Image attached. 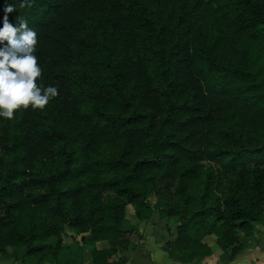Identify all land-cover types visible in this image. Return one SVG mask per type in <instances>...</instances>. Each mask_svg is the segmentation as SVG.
Wrapping results in <instances>:
<instances>
[{
  "label": "trees",
  "instance_id": "16d2710c",
  "mask_svg": "<svg viewBox=\"0 0 264 264\" xmlns=\"http://www.w3.org/2000/svg\"><path fill=\"white\" fill-rule=\"evenodd\" d=\"M5 16L36 31L37 84L59 95L0 117V258L45 263L69 229L91 264H124L154 212L181 264L210 236L234 255L264 219V0H0Z\"/></svg>",
  "mask_w": 264,
  "mask_h": 264
},
{
  "label": "clouds",
  "instance_id": "9594fccd",
  "mask_svg": "<svg viewBox=\"0 0 264 264\" xmlns=\"http://www.w3.org/2000/svg\"><path fill=\"white\" fill-rule=\"evenodd\" d=\"M23 6V3L21 4ZM15 11L14 6L5 10ZM7 42V43H4ZM0 117L11 120L17 110H44L59 95L58 87L37 84L42 81V68L35 54L38 34L26 19L18 18V26L4 17L0 28Z\"/></svg>",
  "mask_w": 264,
  "mask_h": 264
},
{
  "label": "crops",
  "instance_id": "0c3cea01",
  "mask_svg": "<svg viewBox=\"0 0 264 264\" xmlns=\"http://www.w3.org/2000/svg\"><path fill=\"white\" fill-rule=\"evenodd\" d=\"M151 217L144 220L145 227L138 224L143 232V237L136 242L134 248L128 251L124 264H181L177 256L169 255L164 245L167 240L175 236L177 221L172 217L168 219V222L161 219L159 215ZM150 221L152 223L148 225ZM149 230L152 231L149 232ZM263 236L260 238L252 237L244 241V245L232 256L223 251L214 241L209 242L212 252L201 257L196 263L264 264Z\"/></svg>",
  "mask_w": 264,
  "mask_h": 264
},
{
  "label": "rangeland",
  "instance_id": "374dc122",
  "mask_svg": "<svg viewBox=\"0 0 264 264\" xmlns=\"http://www.w3.org/2000/svg\"><path fill=\"white\" fill-rule=\"evenodd\" d=\"M127 216L131 219L133 218L132 207L130 205L127 207ZM152 216H158V213L154 212ZM151 223L152 221H150L148 225H150ZM138 224H142L143 227H145L144 221H140ZM138 228L141 231V228L140 227ZM151 231L149 230V232ZM263 234H264V219L256 223L255 231L252 234L250 235L241 234L240 239L242 241H246L252 237L260 238L263 236ZM142 237H143V232H142ZM63 239H64L63 245L58 256L57 257H53L51 255L48 256L47 261H45V263H43L42 261H38L32 256L23 255V250L21 249L20 257L16 261L4 260L0 258V264H91L90 244L83 243L80 240L79 235L69 229L65 233ZM207 240L209 242H212L213 237L212 236L207 237ZM49 241L55 243V238H50Z\"/></svg>",
  "mask_w": 264,
  "mask_h": 264
}]
</instances>
